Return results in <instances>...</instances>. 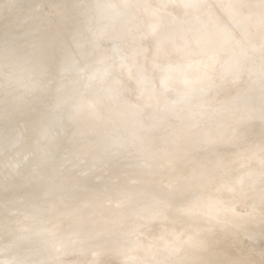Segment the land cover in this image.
Wrapping results in <instances>:
<instances>
[{"label":"clouds","instance_id":"1","mask_svg":"<svg viewBox=\"0 0 264 264\" xmlns=\"http://www.w3.org/2000/svg\"><path fill=\"white\" fill-rule=\"evenodd\" d=\"M0 264H264V0H0Z\"/></svg>","mask_w":264,"mask_h":264}]
</instances>
